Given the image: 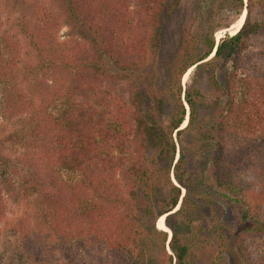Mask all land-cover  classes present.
I'll return each instance as SVG.
<instances>
[{
    "label": "trees",
    "instance_id": "1",
    "mask_svg": "<svg viewBox=\"0 0 264 264\" xmlns=\"http://www.w3.org/2000/svg\"><path fill=\"white\" fill-rule=\"evenodd\" d=\"M47 5L69 40L51 46L39 31ZM176 10L185 17L161 85L147 72ZM18 11L0 9V86L40 81L21 101L7 97L30 125L0 169L1 209L3 191L24 209L12 230L18 264H194L196 240L216 229L206 233L205 211L229 194L243 202L238 264H264V0H20ZM199 80L220 95L204 102ZM163 215L171 238L157 227Z\"/></svg>",
    "mask_w": 264,
    "mask_h": 264
},
{
    "label": "rangeland",
    "instance_id": "2",
    "mask_svg": "<svg viewBox=\"0 0 264 264\" xmlns=\"http://www.w3.org/2000/svg\"><path fill=\"white\" fill-rule=\"evenodd\" d=\"M186 1H189L190 6H194L199 0H181L183 6L186 5ZM19 3L20 0H0V9L3 12L2 14H12V19L20 17L18 11ZM37 6L38 5H35V7ZM47 6V8L44 6L41 10H39L40 15L38 21L43 19L41 21V29L39 31L47 30L51 46L55 43V40H69V28L64 23H60L59 25L53 27L48 17L45 18V16H43V9L46 10V12L49 11L54 13L50 10L49 5ZM179 11L180 10H176L169 22L164 23L161 28L162 35L160 37V46L157 52V58L155 63L150 66L147 72L150 75L155 74V77L161 85H163L166 81L170 66L169 63L171 62L172 56L178 47L181 36V23L184 20L185 11ZM6 29H8L7 26H5L2 31H5ZM75 46L76 45H73L72 49H74ZM150 49H152L151 45ZM96 76H98V78H96L94 82L95 84H100L103 81V77L100 75ZM38 78L41 79V77ZM92 78L93 72L84 71L82 74L83 80L90 81L93 80ZM191 79L192 75L189 76L187 82H191ZM43 80L45 87L49 90L53 84L52 78L50 77L48 80L43 78ZM38 82L40 81L37 78H34L29 86L20 84V87L16 86V88L10 89V93L7 94H5L0 86V169L4 168V171L6 169L5 164L7 162V158L15 160L19 156V154L23 151L25 141L27 140L26 137L30 132L29 123H24L26 114L23 102H20L21 105L18 107H11L14 106V104L9 105V107L7 97L11 95L9 100L13 103L17 99L21 101V92H24V90L29 91L27 88L33 86V83ZM78 83L83 84L81 81ZM195 86H198L202 91L204 102L206 103L220 95L219 90L212 89L204 80H199L195 83ZM17 87L19 89H17ZM82 88L84 89L85 87ZM13 96H17V99H12ZM55 109L56 108L53 106L51 112ZM205 113L206 109H202L200 111L201 120L206 117L204 116ZM207 125L208 123L204 124V126ZM196 136L197 134L195 133L193 139L196 138ZM64 175L67 176L66 173H64ZM258 193V186L250 187V198L257 196ZM228 196L231 199H216L213 207L205 211V214L210 218L211 222H209L211 225L206 228V233H209L208 231H210L213 226H215L216 229L213 230L212 235H207L205 238L202 235V240H196L195 245L193 246L194 264H238L234 231L241 215L243 202L241 201L236 203L233 201L235 198H238V194H229ZM242 196L244 197V195ZM2 197L7 200V203L4 210L1 209L0 206V264H18L17 251L20 249V242L12 230H15L16 225L20 224V219L24 215V209L21 204H14L11 200H8L9 197L5 191L2 193ZM32 203V209H34L35 206L37 208V200L33 199ZM13 227L14 229H12ZM219 228L223 230L221 231ZM219 231L223 233V243L217 236V232Z\"/></svg>",
    "mask_w": 264,
    "mask_h": 264
},
{
    "label": "bare ground",
    "instance_id": "3",
    "mask_svg": "<svg viewBox=\"0 0 264 264\" xmlns=\"http://www.w3.org/2000/svg\"><path fill=\"white\" fill-rule=\"evenodd\" d=\"M245 18H246V10L242 13V15L240 16V18L238 19V21H237L234 25H232L229 29H225V30H222V31L218 32V34H217V39L220 40L221 37H222L226 32H229L231 35H233V34H235L236 32H238V31L241 29L242 25L244 24ZM192 70H193V68L189 69V71L185 74L184 79H183L184 83L187 82V80H188V78H189V76H190ZM187 108H188V106H187ZM185 125H186V122L183 124V127H184ZM177 209H178V208H177ZM165 218H166V215H163V216H161V217L158 219V221H157V227H158V229H160V230H163V231L168 232V233L170 234V236H171L172 232H171V230L166 226V224H165Z\"/></svg>",
    "mask_w": 264,
    "mask_h": 264
},
{
    "label": "water",
    "instance_id": "4",
    "mask_svg": "<svg viewBox=\"0 0 264 264\" xmlns=\"http://www.w3.org/2000/svg\"><path fill=\"white\" fill-rule=\"evenodd\" d=\"M230 34V33H229ZM231 35V34H230ZM223 37V36H222ZM219 43V40L217 39V44ZM216 50V49H215ZM185 89H186V87H185ZM173 180H175V178H174V176H173ZM176 181V180H175ZM177 182V181H176ZM172 237V234H171V236H170V238ZM168 250H169V252L172 254V252H171V250H170V248H169V246H168Z\"/></svg>",
    "mask_w": 264,
    "mask_h": 264
}]
</instances>
